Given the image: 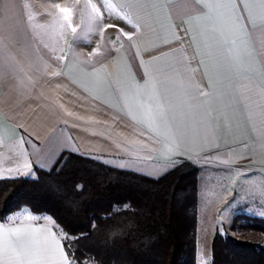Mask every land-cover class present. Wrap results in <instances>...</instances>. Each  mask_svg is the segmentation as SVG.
<instances>
[{
	"label": "crops",
	"instance_id": "crops-1",
	"mask_svg": "<svg viewBox=\"0 0 264 264\" xmlns=\"http://www.w3.org/2000/svg\"><path fill=\"white\" fill-rule=\"evenodd\" d=\"M90 2L121 11L116 20L133 40L103 45L97 39L102 29L87 32L84 17L72 27L58 23L54 33L46 27L57 3L70 7L76 0H0V40L18 66L0 74V178L48 170L63 151L151 178L181 159L264 177V0ZM75 36L80 42L69 43ZM83 36L90 37L86 43ZM73 45L82 55L68 54ZM154 57L160 59L148 70L178 101H188L177 111L179 148L134 100L136 85L146 79L140 61ZM93 68L109 87L99 90L83 75ZM0 223L48 225L60 234L53 220L37 221L22 211Z\"/></svg>",
	"mask_w": 264,
	"mask_h": 264
},
{
	"label": "trees",
	"instance_id": "trees-1",
	"mask_svg": "<svg viewBox=\"0 0 264 264\" xmlns=\"http://www.w3.org/2000/svg\"><path fill=\"white\" fill-rule=\"evenodd\" d=\"M199 171L181 159L151 178L63 151L48 170L0 178V221L24 207L50 216L73 264H196ZM230 229L214 233L210 264H264V218Z\"/></svg>",
	"mask_w": 264,
	"mask_h": 264
},
{
	"label": "snow or ice",
	"instance_id": "snow-or-ice-1",
	"mask_svg": "<svg viewBox=\"0 0 264 264\" xmlns=\"http://www.w3.org/2000/svg\"><path fill=\"white\" fill-rule=\"evenodd\" d=\"M79 4L80 0H76ZM204 7L211 11L212 6L205 4ZM56 17H54L51 25L46 26L53 33L59 23L61 28L64 26L72 27L71 21L74 14V8L62 6L57 3ZM93 13H99V9L90 0H84L81 15L82 17L88 14V9ZM92 19L91 15H88ZM124 18V17H121ZM129 22H131L129 20ZM106 27H114L107 25ZM137 31H139L138 25ZM253 27L255 25L253 24ZM76 32L75 28H72ZM129 41L133 40V35L124 33L119 30ZM59 43V40L56 41ZM48 47V45H45ZM55 50V49H53ZM229 55L235 58L233 50H228ZM140 53L137 51V56ZM0 74H9L18 71V66L13 63V58L8 51L7 44L0 40ZM64 56H57V60H63ZM160 57H154L152 60L144 61L141 59V67L145 68V81L143 85L137 84L135 87L134 100L137 106L142 110V116L154 123L157 127L164 130V138L167 140L172 138L177 141V148L180 147L179 137L183 135L181 124L177 120V111L182 105H188L187 100L178 101L166 87H162L161 81L150 72L148 69L154 65ZM100 69H95L91 72H84L83 75L88 78L90 83L99 90H104L109 87L108 81L99 76ZM202 96L207 97V92H201ZM145 98L148 101L147 106L143 103ZM261 147L264 148V139H262ZM222 163H230L229 160L221 161ZM24 168H29V163L25 161ZM17 173L20 169H15ZM36 219L35 217H30ZM63 239H68L67 236L61 233L58 235L53 232L48 225L43 227L24 226L6 227L0 223V264H73V260L65 252L62 244Z\"/></svg>",
	"mask_w": 264,
	"mask_h": 264
},
{
	"label": "rangeland",
	"instance_id": "rangeland-1",
	"mask_svg": "<svg viewBox=\"0 0 264 264\" xmlns=\"http://www.w3.org/2000/svg\"><path fill=\"white\" fill-rule=\"evenodd\" d=\"M92 4L96 5L99 13H93L89 8L88 14L83 16L85 19L83 28L87 32H92L95 28L100 27L102 32L100 36H97V39L101 44L108 43L112 48H117L123 43L128 42L127 38L119 31L122 29L125 32L123 24L116 20V16L122 14V12L116 8L114 11L113 7L106 3L99 2ZM70 7L74 8L71 21L72 26H74L76 18L82 17V9L78 8V4H70ZM89 14L92 19L88 18ZM107 25H114V27H106ZM54 38L55 41L56 38L58 40V37H52V39ZM73 38L71 41H67L69 43L76 41L75 44L80 42L81 37L75 36ZM89 38L88 36L82 37L84 42L89 40ZM68 54L72 56L82 55L75 45L69 48ZM222 166L225 165L199 163L198 204L196 208V264H210L211 241L216 231L239 236L237 230L230 229L236 215L244 214L264 218V177H260L257 180L251 179V175L249 174L239 176L233 171H227ZM19 211L24 212L30 217H35L36 219L34 220L37 221L41 219L52 220L48 215H34L26 207ZM56 230L60 233L57 227Z\"/></svg>",
	"mask_w": 264,
	"mask_h": 264
}]
</instances>
